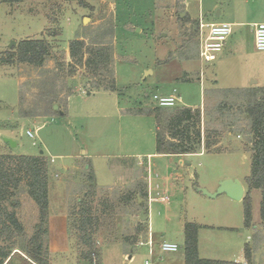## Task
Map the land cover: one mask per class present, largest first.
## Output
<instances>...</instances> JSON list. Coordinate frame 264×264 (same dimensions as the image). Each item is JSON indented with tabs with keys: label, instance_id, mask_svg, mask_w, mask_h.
<instances>
[{
	"label": "rangeland",
	"instance_id": "obj_1",
	"mask_svg": "<svg viewBox=\"0 0 264 264\" xmlns=\"http://www.w3.org/2000/svg\"><path fill=\"white\" fill-rule=\"evenodd\" d=\"M90 3L85 8L76 2L25 0L0 6V60H8L24 40H46L52 46L42 67L0 64V157L43 156L49 163L50 209L41 243L50 263L88 264L73 225L79 219L77 200H86L94 170L99 190L89 201L99 219L100 264H184L187 223L200 226L202 259L237 262L249 248L252 264H264L261 192H252L249 229L243 202L205 193H214L223 180H238L248 190L253 137L244 109L252 92L264 88V52L256 50L254 34L255 24L264 23V0ZM186 10L189 15L183 16ZM201 22H228L233 29L218 60L210 64L200 58ZM74 40L84 42V59L90 49H107L108 68L94 75L75 62L69 50ZM113 84L118 92L108 89ZM175 91L181 103L167 109L201 106L202 145L210 132L221 153L202 147L200 154L187 157L156 154L155 118L138 111L160 107L154 97ZM149 153L155 154L148 159ZM138 161L142 169L135 167ZM149 175L150 197L156 199L146 203L152 255L146 225L138 231L140 211L146 213L138 198ZM109 185L115 188L106 190ZM11 192L4 206L31 239L40 212L26 178ZM64 217L66 234L54 239L49 218L61 226ZM26 241L19 236L13 254L28 258ZM164 243L179 251L163 252ZM0 244L9 242L0 239ZM12 264L30 263L16 256Z\"/></svg>",
	"mask_w": 264,
	"mask_h": 264
},
{
	"label": "trees",
	"instance_id": "obj_2",
	"mask_svg": "<svg viewBox=\"0 0 264 264\" xmlns=\"http://www.w3.org/2000/svg\"><path fill=\"white\" fill-rule=\"evenodd\" d=\"M25 0H0V6L4 3L20 4ZM49 2H76L82 7H89L90 2H99L102 0H47ZM85 44L81 40L71 41L69 44L70 55L75 62L84 64L86 68L97 75L98 72L108 68L110 54L107 49L93 48L88 51V58L84 59ZM52 46L46 40H24L21 41L13 52L9 53L8 60H0L2 65H10L13 62L19 64H28L35 67H42L48 58L51 57ZM62 63H60V66ZM188 81V79H186ZM111 92H118L116 84L108 88ZM252 101L244 109L248 120L250 121V133L253 137L252 156H251V174L247 179L248 190L243 199L245 226H253V201L252 192L259 190L261 192V219L264 223V88L252 92ZM140 114L146 113L156 119V143L157 153L161 155H195L200 154L202 147L213 153H221L218 149V143L213 140V135L207 132L206 140L202 145L201 123L203 120L201 108L193 109L183 107L179 109H170L158 107L145 111L140 109ZM168 134V136H167ZM219 135L220 133H214ZM88 181L91 185L88 187L86 200L78 201L79 211L78 220L73 225L74 233L83 246V259L89 264L92 255L96 254L98 264H100V252L98 249L96 235L98 234L97 219L93 214L91 200L97 191V184L93 172L90 173ZM26 178L28 191L31 199L35 202L40 212V223L35 235L28 239L25 230L18 217L14 213L7 211L5 202L13 197L11 188H18L22 178ZM141 207H146L148 200V183L141 190ZM144 207V208H145ZM50 209V191H49V163L43 156H1L0 157V239L8 241L9 245L0 244V264H12L18 253L13 252L15 242L19 236L27 240L26 251L28 259L35 264H51L48 251H43L41 240L47 232V220ZM144 225L148 231L147 224L140 223L139 232L144 230ZM200 226L195 223L185 225V264H239L236 262H220L205 260L200 257L199 252V234ZM21 257V256H20ZM22 258V257H21ZM245 258L252 261V253L249 248L245 251ZM24 261H28L22 258ZM31 264V263H30Z\"/></svg>",
	"mask_w": 264,
	"mask_h": 264
},
{
	"label": "built area",
	"instance_id": "obj_3",
	"mask_svg": "<svg viewBox=\"0 0 264 264\" xmlns=\"http://www.w3.org/2000/svg\"><path fill=\"white\" fill-rule=\"evenodd\" d=\"M255 48L259 52H264V23L255 25ZM208 29V30H206ZM200 33L202 37L201 46H200V58L206 63L210 64L218 60V55L223 51L227 40L233 34L232 25L229 23L221 24H204L200 23ZM175 94L161 97L155 96L154 99L157 101L158 105L162 108H173L181 103V97ZM30 136L32 134L28 133ZM163 201L167 199L162 198ZM149 246L150 253H153V242L150 240L146 244ZM162 251L166 253H175L179 251V247L175 244L164 243L162 245ZM89 264H98L97 255L93 254L91 262ZM145 264H152L150 261H146Z\"/></svg>",
	"mask_w": 264,
	"mask_h": 264
},
{
	"label": "crops",
	"instance_id": "obj_4",
	"mask_svg": "<svg viewBox=\"0 0 264 264\" xmlns=\"http://www.w3.org/2000/svg\"><path fill=\"white\" fill-rule=\"evenodd\" d=\"M106 0H102V1H99V2H105ZM157 3V2H156ZM91 4V3H90ZM183 5V4H182ZM183 6H186L185 5V3H184V5ZM183 14V16L184 15H189V13H188V11L186 10L185 11V13H182ZM226 23V22H225ZM228 23V22H227ZM229 24H231V23H229ZM240 26L242 25V24H239ZM256 25V24H255ZM255 27V26H254ZM255 29V28H254ZM179 79H181V78H179ZM235 88H239V87H235ZM242 88H248V86H245V87H242ZM114 93V92H113ZM184 107H187V106H184ZM190 107V106H189ZM191 108H193V109H196V106H192ZM200 108H201V106H200ZM155 121H156V119H155ZM156 131H157V126H156V128H155V138H156ZM156 147H157V143H156ZM155 153H149V154H147L148 155V159L151 157V156H153ZM156 154H158L157 153V150H156ZM159 155H161V154H159ZM195 155H197V154H195ZM133 156H135L137 159H140L141 157H142V154H133ZM162 156V155H161ZM164 156H175V157H187V156H190V155H164ZM145 157V156H144ZM84 160H86V162H88L89 161V158H85ZM136 162V161H135ZM134 162V165H135V167L136 168H139V169H142V166H143V164H142V162H140V161H138V163H135ZM86 166V165H85ZM90 167V166H89ZM88 167V168H89ZM87 168V169H88ZM86 169V170H87ZM146 171V170H145ZM148 173L150 174V171L148 170ZM93 174H94V177H95V179H96V174H95V172H94V170H93ZM146 176H147V171H146ZM96 181H97V179H96ZM224 181V180H223ZM222 182V181H221ZM219 186H220V184L217 186V188L215 189V191H214V193H216L217 192V190L219 189ZM244 186V185H243ZM105 188H106V190H113V188H115L114 187V185H109V186H105ZM244 188H245V195H246V193H247V186H244ZM121 189H123V188H121ZM125 189V188H124ZM97 190H99V185H97ZM150 191H151V176L149 175V177H148V202L149 201H152V200H156V199H154V198H151L150 197V195H151V193H150ZM213 194V193H212ZM223 196L224 195H226V194H222ZM227 196V195H226ZM229 198V197H228ZM229 200H232V201H234V202H237L236 200H233V199H231V198H229ZM78 201H81L80 199H78ZM167 201V200H166ZM165 201V202H166ZM142 202H143V200L141 199V197H139L138 198V203H139V206L142 204ZM147 202V203H148ZM238 202H243V200L242 201H238ZM145 209V208H144ZM144 211H146V213L145 214H142V211H140V222H142V223H145V224H147V221L149 220L148 219V217H147V205H146V210H144ZM145 215V216H144ZM66 216V215H65ZM66 218L67 217H64L63 218V220H62V222H60L61 223V226L60 225H58L56 222H55V220L56 219H51V218H49V229H50V235L52 236L53 235V238L54 239H58V237H59V235H61L62 237H64L65 236V234H66V232H65V223H66ZM244 223H245V217H244ZM262 223H263V221H262ZM148 227V234H149V239H150V233H149V226H147ZM247 229H249V228H247ZM61 232V233H60ZM63 239V238H62ZM131 250H134V249H131ZM201 250V247H200V243H199V251ZM133 252V251H132ZM178 252V251H177ZM15 253H18V255H20L22 258H24V259H26V260H28L27 262H29V263H31V264H35V263H33V262H31L23 253H21V252H15ZM176 253V252H175ZM127 257V256H126ZM129 259H130V261H132V259H133V256L131 255L130 257H129ZM236 263H239V264H252V262L251 261H248L246 258H245V256L243 255V254H240L238 257H237V262ZM184 264H185V258H184Z\"/></svg>",
	"mask_w": 264,
	"mask_h": 264
},
{
	"label": "water",
	"instance_id": "obj_5",
	"mask_svg": "<svg viewBox=\"0 0 264 264\" xmlns=\"http://www.w3.org/2000/svg\"><path fill=\"white\" fill-rule=\"evenodd\" d=\"M15 45V42L11 44V46ZM58 107L56 106L55 109ZM211 198H217L218 196L222 194H226L229 198L236 200V201H242L245 197V188L243 184L238 180H224L220 182L219 189L216 193H207ZM145 216V215H144Z\"/></svg>",
	"mask_w": 264,
	"mask_h": 264
}]
</instances>
